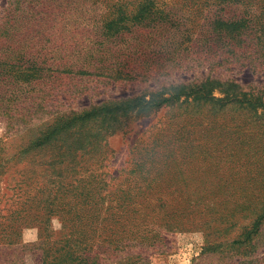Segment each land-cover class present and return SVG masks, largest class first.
Instances as JSON below:
<instances>
[{
	"label": "rangeland",
	"instance_id": "374dc122",
	"mask_svg": "<svg viewBox=\"0 0 264 264\" xmlns=\"http://www.w3.org/2000/svg\"><path fill=\"white\" fill-rule=\"evenodd\" d=\"M262 12L0 0V222L23 223L0 264H42L38 235L62 227L99 264H264ZM239 20L241 36L225 26Z\"/></svg>",
	"mask_w": 264,
	"mask_h": 264
},
{
	"label": "trees",
	"instance_id": "16d2710c",
	"mask_svg": "<svg viewBox=\"0 0 264 264\" xmlns=\"http://www.w3.org/2000/svg\"><path fill=\"white\" fill-rule=\"evenodd\" d=\"M262 15L264 17V12H262ZM262 21L263 22L259 25V29L257 30L258 34L255 36L256 41L259 43H264V18ZM244 22V20H239L236 22L227 23L225 26L232 29V31L237 30L238 35L241 36L240 32L242 29L240 28L242 27V24H245ZM234 87L238 88L236 85H231L229 88L223 89L221 91L225 94L224 98L226 102H233L237 100V96L234 95L232 91ZM202 88L203 87L200 89ZM227 94H230L231 98H227ZM239 95L247 96L246 103H248L252 109L255 108V102L261 101L262 99V94L259 93L255 95L254 93L239 92ZM260 106L262 108L264 107V105ZM51 136L52 134L48 133L42 141L34 146L33 150L49 143ZM58 200L59 198L54 197L43 202L39 201V203L41 202V204L46 209H51L56 205ZM126 203H128V201H122L119 205L114 207L116 208V213L115 215H112L113 224L120 225V221L123 218L121 213L125 210L124 205ZM48 211L49 212L45 214L46 216L51 215L53 212L50 210ZM20 217L22 216H20L18 213H13L5 218V223L0 222V258L5 255L6 249L20 243V227L23 224L21 223L22 219ZM45 222H49L48 218ZM84 231L85 230L79 232L74 230L65 232L62 227V231H59L58 233H54L48 229L44 230L42 234L40 233L38 235V241L34 244V247L41 251L42 264H99L97 263L96 259L92 260L90 258L89 249L87 248L88 235ZM121 240L122 239L119 238L117 241L120 242ZM27 247L28 245H26V248Z\"/></svg>",
	"mask_w": 264,
	"mask_h": 264
}]
</instances>
